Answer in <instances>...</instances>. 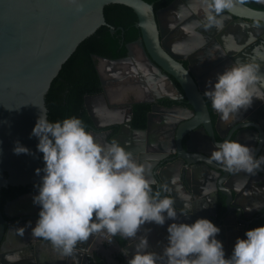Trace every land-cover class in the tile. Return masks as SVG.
Wrapping results in <instances>:
<instances>
[{
  "label": "flooded vegetation",
  "instance_id": "1",
  "mask_svg": "<svg viewBox=\"0 0 264 264\" xmlns=\"http://www.w3.org/2000/svg\"><path fill=\"white\" fill-rule=\"evenodd\" d=\"M179 1L180 4L176 8L160 13V24L162 28L168 30L164 36L166 46L176 55L183 57L180 61L186 69L190 60L202 81L203 90L200 92L206 102L208 120L205 114L201 115L199 120L203 127L200 124L188 128L180 140V145L187 154L198 158L191 157V160L184 161L176 156L179 145L173 140L172 128L175 125L186 124V121L194 114L184 96L183 89L171 75L169 77L174 85L166 78L162 84L154 87L135 86L128 79L116 83L110 87L106 97L93 98L88 103L96 124L92 121L85 105L87 118L83 122L92 134H102L108 143L113 140L118 141L133 153L137 161L150 164L147 175L157 181L153 184V188L160 187L158 174H161L168 182L169 192L178 198L179 203L184 205L183 207L191 205L192 210L188 215L184 214L188 211L187 208V210L178 209V216L167 218L164 224L150 221L147 227L146 222L144 226L147 231H143L141 235H165L168 234L166 222L171 223L173 219L177 222H192L197 217L205 216L220 227L221 231L216 234L217 238L223 243L225 255L230 256L237 237H244L248 228L264 224V167L255 173L231 172L218 162L209 161L208 157L217 142L226 138L237 139L252 145L256 149L257 156L264 155V100L254 98L250 107L241 109L239 113L233 114L229 120L225 121L212 107L211 100L204 91L210 86L208 82L216 79L218 72L237 60L255 59L261 63L262 71H264V22L256 24L254 20L230 17L224 13L222 27L205 29L202 27L203 10L202 8L197 10L199 0ZM240 1L249 7L264 10V5L255 1ZM167 5L157 8L153 5V8L157 10ZM100 91L101 85L96 93ZM156 94L160 97L156 98ZM153 105H156L159 110L149 118ZM144 108L146 109L145 125L140 126L135 120L136 114ZM174 114H178L176 119L167 118ZM150 136L158 137L159 144L151 145L148 139ZM189 138L190 141L187 144ZM156 149H159L158 153L154 152ZM40 167H43L41 163ZM39 182L2 188L4 190L2 192V189L0 190L1 209L3 210L4 206L15 198L37 192L38 188H29V186ZM194 191L196 196L199 195L196 199H193L191 195ZM204 203H207V206L201 207ZM249 207H251L250 210ZM39 208L40 205L36 203L26 209L31 219L20 223L26 226L28 234L21 241L17 240L16 235L13 237L12 242L19 243L22 249L19 259L12 261V264L15 262H18L17 264H55L52 262H55V259L48 260L44 252L49 249L55 251L58 248L49 240L46 243L43 242L47 239L35 236L31 232L38 218ZM18 212L19 210H14L10 213ZM148 241L149 248L155 250L151 246L149 237ZM125 244L120 234L109 242L107 234L102 233L98 236V241L89 240L84 250L76 248L74 253L78 254L79 264H116L118 252ZM134 245L130 243L126 246L131 254L135 251ZM9 256H12L11 250L6 253L5 258ZM90 259L95 261L91 262Z\"/></svg>",
  "mask_w": 264,
  "mask_h": 264
},
{
  "label": "clouds",
  "instance_id": "2",
  "mask_svg": "<svg viewBox=\"0 0 264 264\" xmlns=\"http://www.w3.org/2000/svg\"><path fill=\"white\" fill-rule=\"evenodd\" d=\"M234 7V0H199L202 27H222L225 10ZM261 19L255 17L254 22L259 24ZM208 83L204 94L225 121L250 107L254 98L264 100V71L255 59L231 63ZM31 134L38 137L44 161L42 168H36L43 174L33 196L40 208L31 232L51 241L65 255H72L78 242L93 234H107L109 242L117 234L134 238L145 222L164 224L167 218L178 216L174 198L162 195L167 185L153 188L157 181L147 175L151 165L137 161L118 141H98L80 117L52 121L39 114ZM13 151L31 149L17 140ZM208 160L231 172L255 173L264 167V155L257 156L254 146L231 138L217 142ZM188 209L185 215L190 214L191 205ZM167 229L163 253L150 249L148 237L139 235L128 264H161L162 257L166 264H264V224L237 237L230 256L217 238L220 227L208 217L192 222L173 219ZM17 232L23 235L25 227L18 226ZM121 251L127 255L126 248ZM9 259L18 260L19 255Z\"/></svg>",
  "mask_w": 264,
  "mask_h": 264
},
{
  "label": "water",
  "instance_id": "3",
  "mask_svg": "<svg viewBox=\"0 0 264 264\" xmlns=\"http://www.w3.org/2000/svg\"><path fill=\"white\" fill-rule=\"evenodd\" d=\"M252 1L264 5V0ZM111 3L125 4L133 9L137 16L135 25L140 29V36L126 43L127 51L123 57L95 56L98 60L96 70L101 91L84 97V105L92 121L95 123V117L88 105L89 101L97 97L100 99L106 97L110 87L116 83L128 79L135 86L154 87L162 84L166 78L174 85L169 77L171 75L183 89L194 114L186 124L175 125L172 128L173 140L179 145L176 156L184 161L196 157L187 154L181 147L180 140L188 128L201 124L199 120L201 115L205 114L208 120V109L200 92L203 90L202 81L190 60L186 73V68L180 61L183 57L176 55L166 46L164 36L168 30L162 28L160 24V13L176 8L180 4L179 0H173L164 8L157 10L145 0H0V190L9 185H25L40 181L43 173L36 172V168L40 167L38 137L31 133L39 114L47 115L45 95L63 63L84 38L101 25H107L111 33L116 31L113 25L106 22L104 16V7ZM234 4L233 10H225L226 15L248 20L262 17L261 21L264 22V10L249 7L240 0H234ZM111 72L113 73L110 74ZM159 97L160 95L156 94V98ZM158 110L157 106L153 105L149 118ZM173 116L167 118L174 120L178 114ZM209 131L212 134L210 128ZM93 134L98 141L108 143L102 134ZM148 139L151 145L159 144L158 137L150 136ZM17 140L31 151L19 154L14 152L13 147ZM189 141L190 138L187 144ZM159 149L154 152H159ZM158 177L161 185H167L168 189L162 191V194L174 198L177 210L188 209L179 203L172 192H169L168 182L164 176L158 174ZM37 192L13 199L4 206L3 210L0 207V264H12V261H15L5 258L10 250L12 256L21 255L22 246L19 243L14 244L13 237L16 235L17 240L21 241L28 234L26 226L20 222L31 219L26 209L36 204L33 196ZM191 195L193 199L199 197L196 196L195 191ZM14 210L19 212L10 213ZM169 223L166 222L167 225ZM144 224L141 225L137 237L125 238L121 235L126 242L123 248L130 243L135 244L139 235L147 231ZM146 224L148 225V222ZM18 226L25 227L23 235L15 231ZM101 234H93L87 240L78 242L77 248L84 250L89 240L98 241V236ZM167 236L166 233L147 237L155 251L163 253ZM43 242L46 243L48 240ZM131 255L129 251L125 255L120 249L116 264H128ZM44 256L48 260L55 259V262L51 260L55 264H79L77 253L66 256L62 250L49 249L44 252ZM90 261L95 260L90 259ZM161 264H166V257H162Z\"/></svg>",
  "mask_w": 264,
  "mask_h": 264
},
{
  "label": "trees",
  "instance_id": "4",
  "mask_svg": "<svg viewBox=\"0 0 264 264\" xmlns=\"http://www.w3.org/2000/svg\"><path fill=\"white\" fill-rule=\"evenodd\" d=\"M145 1L153 3L157 8L167 5L171 0ZM104 16L106 22L113 25L116 31L111 33L107 25L99 26L78 44L74 52L63 63L45 95L49 120H63L65 117L75 115L84 121L87 118L84 97L100 90L95 56L101 55L109 58L125 56L126 43L140 36V29L135 25L137 16L131 7L121 3H111L104 7ZM145 110V108L140 109L136 114L135 120L140 126L145 125ZM42 155L40 151L38 158L43 165ZM38 184L29 186V188L36 189Z\"/></svg>",
  "mask_w": 264,
  "mask_h": 264
}]
</instances>
